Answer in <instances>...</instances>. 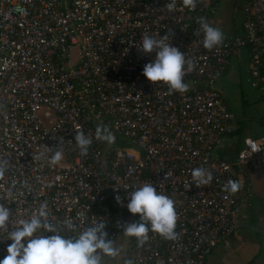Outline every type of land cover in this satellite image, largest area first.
<instances>
[{
  "label": "built area",
  "instance_id": "1",
  "mask_svg": "<svg viewBox=\"0 0 264 264\" xmlns=\"http://www.w3.org/2000/svg\"><path fill=\"white\" fill-rule=\"evenodd\" d=\"M169 2L0 0V204L11 210L12 224L46 202L62 234L105 222L115 241L121 229L112 208L139 222L127 210V195L149 181L174 200L178 238L150 231L140 247L129 237L123 264H207L215 248L247 227L240 190L229 194L222 186L229 179L242 186L246 168H264V135L245 138L232 161L214 151L233 133L234 115L219 91L230 60L247 51L253 85L264 83V0H245L241 33L223 31L224 43L213 50L193 33L198 17L209 22L217 14L220 0H196L194 9L175 0L173 11ZM145 34H167L194 61L187 92L169 94L142 75L152 56L133 45ZM101 123L114 133L113 144L95 139ZM77 131L93 139L87 156L75 144ZM58 144L63 159L51 165L47 147ZM197 167L213 180L188 189ZM7 238L0 231V260L12 243Z\"/></svg>",
  "mask_w": 264,
  "mask_h": 264
},
{
  "label": "clouds",
  "instance_id": "2",
  "mask_svg": "<svg viewBox=\"0 0 264 264\" xmlns=\"http://www.w3.org/2000/svg\"><path fill=\"white\" fill-rule=\"evenodd\" d=\"M185 6L194 9L196 0H183ZM165 7L173 11L176 7L175 0L167 3ZM198 29L193 35H203V47L213 50L221 46L225 41V33L219 27L212 26L207 18L198 17ZM173 35L171 29H169ZM138 52L152 56L151 62L143 67L142 75L152 85L163 83L168 88V93H185L189 85L184 78L187 73L195 69V63L187 58L185 53L169 43V36L165 34L159 38L145 34L139 46H135ZM154 54V56H153ZM95 139L111 145L115 142L112 130L100 124L95 129ZM75 144L80 150L81 156H87L93 139L82 131H77L74 137ZM49 163L58 164L63 159V150L60 145L49 148ZM6 162L0 161V177L4 175ZM192 184L197 188L209 185L213 176L208 169L197 167L191 170ZM240 183L229 179L222 186V191L235 194L240 190ZM127 210L133 216L140 217L139 222H119L123 235L135 238L138 246L142 247L149 239L148 233L158 234L168 241L178 238L176 231L178 213L175 202L169 196L158 192L152 182H145L127 195ZM118 204L122 203L121 197L116 196ZM47 203L45 202L38 211L29 218L19 220L18 224H12L11 210L0 204V231L7 230V240L12 243L7 248V255L0 260V264H102L105 256L115 258L120 254V249L114 246V242L108 238L105 231L106 223H96L80 231L76 236H68L61 233L57 224L49 221ZM9 223L12 230H8ZM67 230H72L73 225L69 220L63 222ZM52 233V235H47ZM25 241V243H22ZM126 264H133L131 260Z\"/></svg>",
  "mask_w": 264,
  "mask_h": 264
},
{
  "label": "rangeland",
  "instance_id": "3",
  "mask_svg": "<svg viewBox=\"0 0 264 264\" xmlns=\"http://www.w3.org/2000/svg\"><path fill=\"white\" fill-rule=\"evenodd\" d=\"M244 4L245 0H221L213 22L215 23L216 20L220 21L221 23L217 22V25L223 30L230 29L233 24H240L242 21ZM241 79L245 80L243 81L242 85L225 84L226 87L224 85V88H222V95L226 102L230 105L229 106L226 103L230 111L234 113L236 117L249 116L250 119H252L243 123L242 128L245 131L244 135L261 137L264 135V120H260V123H257L256 114H264V92L261 89L254 88L252 86L253 81L251 80L250 74L248 72L242 71ZM259 96L262 97L261 101L258 99ZM244 112L246 115H244ZM247 131L248 133L246 134ZM249 173L250 190L252 193L251 209L248 211L243 209V212L254 215L255 219L258 221V224L264 226V168L251 171ZM125 222L133 223L131 218H128ZM252 235L255 238L257 237V244L255 245L254 251L252 250L241 264H247L250 262V264H264V228L261 229L257 227V232L254 231ZM124 238L125 236L123 235V231L121 229L120 236L115 241H113L114 246L120 249V254L123 250ZM119 255L115 258L105 256L103 258L102 264H121L122 260L118 258Z\"/></svg>",
  "mask_w": 264,
  "mask_h": 264
},
{
  "label": "crops",
  "instance_id": "4",
  "mask_svg": "<svg viewBox=\"0 0 264 264\" xmlns=\"http://www.w3.org/2000/svg\"><path fill=\"white\" fill-rule=\"evenodd\" d=\"M215 16L216 14L209 19V22L211 25L221 28L220 26L217 25V22L221 23L220 21L216 20L215 23L213 22ZM243 17H244V14L242 16V21H243ZM242 21L240 24H236V25L233 24L232 27L228 30H225V29L223 30L222 28L221 29L229 34L241 33ZM248 60H249V55L247 51H245L239 58H232L230 60V63L227 66V69L225 70V74L223 75V78L221 79V82L219 85V91L225 103L227 102L222 95L223 94L222 88H224L225 84L227 85H232V84L242 85L243 84V81L245 80L241 79V72L244 71L250 74ZM251 80L254 83V80L252 79V77H251ZM253 83H252V86L254 88H259L264 92L263 82H260L258 87H255ZM258 99L261 101L262 97L259 96ZM244 115H246L245 112H244ZM261 115L262 114H256L257 123H260V120L261 121L264 120V114L262 116ZM249 120H252L250 119L249 116H245V117L237 116L236 117L234 114V120L232 122L233 133L230 136L224 138L221 145L217 149H215L214 155L216 158L220 160H225V161H232L235 159L237 152L241 149L242 141L245 138H248V137L258 138L259 137V136L253 137V136L244 135L245 131L243 130L242 125L244 122L249 121ZM247 133L248 131L246 132V134ZM245 171H246L245 176L244 175L241 176L242 186L240 189V196L242 200V203H241L242 214L245 217H247V220L249 221V225H248L249 228L247 227L246 229H243L240 232H237L235 235H233L226 241L222 242L217 248H215L212 251L211 255L207 259V264H241L245 260L247 255L252 250L254 251L255 245L257 244V237L255 238L252 235L253 232L254 231L257 232V227L261 229L264 228V226H261V224H258V221L255 219L254 215L243 212V209H246L247 211L251 209L252 193L250 190V178H249L250 173L249 172L256 171V170H250L249 168H246ZM246 185L247 187H249L248 193L245 189ZM128 238L129 237L125 236V238L123 239L124 241L123 250H122V253L118 257L121 260H122L121 257H122L123 252L128 247ZM250 263H247V264H250ZM121 264H123V262Z\"/></svg>",
  "mask_w": 264,
  "mask_h": 264
},
{
  "label": "trees",
  "instance_id": "5",
  "mask_svg": "<svg viewBox=\"0 0 264 264\" xmlns=\"http://www.w3.org/2000/svg\"><path fill=\"white\" fill-rule=\"evenodd\" d=\"M112 212L117 217V219L115 220V225L117 227H119V222H124V220H127L128 219V214L127 213H120V211L117 208H112Z\"/></svg>",
  "mask_w": 264,
  "mask_h": 264
}]
</instances>
